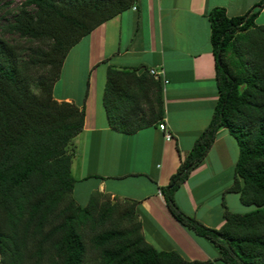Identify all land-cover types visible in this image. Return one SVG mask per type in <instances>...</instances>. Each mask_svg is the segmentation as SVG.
<instances>
[{"label":"trees","instance_id":"16d2710c","mask_svg":"<svg viewBox=\"0 0 264 264\" xmlns=\"http://www.w3.org/2000/svg\"><path fill=\"white\" fill-rule=\"evenodd\" d=\"M135 1L23 0L13 20H0V264H264V25L255 22L263 4L234 17L222 7L210 11L219 99L160 189L172 215L210 240L219 257L189 260L157 249L143 234L136 202L94 192L83 206L73 196V142L85 110L58 101L54 86L70 50ZM103 102L111 128L125 134L165 117L163 82L148 68L110 65ZM223 128L239 147L228 191L257 208L236 213L224 204L225 223L212 228L184 212L175 194Z\"/></svg>","mask_w":264,"mask_h":264},{"label":"crops","instance_id":"0c3cea01","mask_svg":"<svg viewBox=\"0 0 264 264\" xmlns=\"http://www.w3.org/2000/svg\"><path fill=\"white\" fill-rule=\"evenodd\" d=\"M261 4L255 22L264 25V0H136L70 50L54 96L85 110L83 131L73 142V196L80 205H86L94 192L113 202H136L143 234L157 249L177 250L189 260L219 257L210 240L194 235L172 215L160 189L170 183L210 123L219 99L210 11L222 7L234 17ZM69 62L70 75L65 76ZM110 65L155 68L162 73V122L173 139L166 138L160 123L134 134L111 128L103 102ZM215 148L224 152L223 163L210 172L207 160ZM238 156L236 139L228 129H221L205 160L177 190L179 207L209 227H222L224 204L233 211L230 198L236 205L233 194L240 198L228 191ZM216 186L222 188L218 194L223 198L214 204L210 190Z\"/></svg>","mask_w":264,"mask_h":264},{"label":"rangeland","instance_id":"374dc122","mask_svg":"<svg viewBox=\"0 0 264 264\" xmlns=\"http://www.w3.org/2000/svg\"><path fill=\"white\" fill-rule=\"evenodd\" d=\"M23 0H0V20L1 22L5 23L7 20H13L15 11L17 10L18 6L20 5V3ZM10 40H14V41H20V42H25V39H21L18 35H14V36H7ZM82 63V62H81ZM81 64V68H82ZM70 68H71V62H69L67 70H66V74L65 76H69L70 75ZM33 90L35 92H38V89L36 86H33ZM224 155V152L222 150H219L217 148H215L212 153L211 156L208 158V165H209V171H214L215 168V164H219L222 165L223 160L221 158V156ZM218 190H220V192H222V188L220 189V187H212V189L210 190L211 195V200L212 202L215 204L217 201L221 202L222 200V194H218ZM234 198L236 199V201H238V205H236V203L232 202V198L230 201L231 204V208H232V212H236V213H247L250 212L254 209L257 208L256 205H246L243 204L240 201V198H238L237 194H233ZM233 197V196H232ZM240 197V196H239ZM218 264H225L222 261H218Z\"/></svg>","mask_w":264,"mask_h":264},{"label":"built area","instance_id":"2783aa9c","mask_svg":"<svg viewBox=\"0 0 264 264\" xmlns=\"http://www.w3.org/2000/svg\"><path fill=\"white\" fill-rule=\"evenodd\" d=\"M150 73H151L152 75H154V77H155L156 79H160L161 76H162V73L159 72L158 70H156L155 68H151V69H150ZM163 81H164V82H167V81H165V80H163ZM160 129L166 133V138H167L168 140L173 139V135L168 131L167 125H166L165 123H163V122L160 123Z\"/></svg>","mask_w":264,"mask_h":264}]
</instances>
